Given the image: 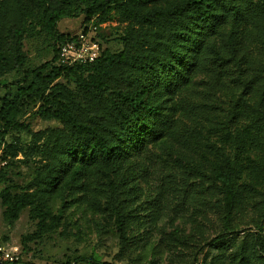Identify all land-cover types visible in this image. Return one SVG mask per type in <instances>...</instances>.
<instances>
[{"label": "rangeland", "instance_id": "1", "mask_svg": "<svg viewBox=\"0 0 264 264\" xmlns=\"http://www.w3.org/2000/svg\"><path fill=\"white\" fill-rule=\"evenodd\" d=\"M235 4L243 20L237 24L233 10H222L227 17L206 37L201 63L189 71L187 84L161 104V114L171 123L169 134L132 144L117 173L96 162L75 175L73 166L47 189V202L40 198L38 178L54 165L57 150H64L57 131L66 124L61 116L41 111H59L62 103L76 116L78 108L88 107L73 76L51 78L45 71L25 77L27 69L54 56L49 30L29 24L22 43L26 62L18 69L0 70V110L8 103L5 119L0 114V243L17 248L19 264H71L78 257L111 264L209 263L216 252L210 240L223 229L222 214L214 206L216 201L222 205V198H211L209 207H201L184 200L185 191L196 193L191 185L199 182L219 187L215 173L229 166L236 182L254 187L264 203V106L258 96L263 79H257L264 65V6L263 0ZM57 28L68 36L93 38L100 53L124 49L123 38L130 31L152 29L127 20L113 7L89 20L84 14L63 18ZM231 36L240 39V50ZM82 78L91 81L89 74ZM148 118L142 117L139 126ZM5 120L29 127H8ZM139 126L132 128L133 134ZM117 185L135 194L127 240L107 207ZM251 203L245 202L233 221L234 236L254 231L264 236V210ZM15 204L23 205L11 217Z\"/></svg>", "mask_w": 264, "mask_h": 264}, {"label": "trees", "instance_id": "2", "mask_svg": "<svg viewBox=\"0 0 264 264\" xmlns=\"http://www.w3.org/2000/svg\"><path fill=\"white\" fill-rule=\"evenodd\" d=\"M235 3L236 0H0V70L7 72L24 65L27 58L22 43L29 24H35L51 33L54 56L36 68L27 69L25 77H40L45 71L51 78L61 74L73 76L79 81L88 107L87 110L78 108L76 116L62 103H59L62 106L59 111H41L47 116H61L66 126L57 131L62 136L60 142L64 150H57L54 165L38 178L43 187L40 198L47 202L49 188L73 166L75 175L82 174L96 162H102L117 173L132 144L169 134L171 123L161 114V104L167 95L187 84L189 71L201 63L207 49L206 37L227 17V12L222 10H233L237 24L243 20L244 14ZM112 7L127 20L152 29L130 31L123 38L124 49L118 52L102 50L92 62L59 64L60 46L76 36L60 32L57 23L63 18L83 14L89 20L97 12ZM245 7L251 11L249 5ZM233 37L230 41L237 49L241 42ZM83 74H89L91 81H85ZM258 74L257 79H263L258 88L259 102L264 106V65ZM106 91L110 92L106 94ZM7 107L6 102L0 110L3 119L8 113ZM142 117L149 118L139 126ZM5 121L8 127L24 130L29 127L23 122ZM137 124L141 130L133 134L132 128ZM131 138L135 139L125 144ZM234 177V170L227 166L215 173L219 187L199 182L191 185L196 193L185 191L184 200L199 203L201 207H209L211 198H222V205L216 201L214 206L222 214L223 229L210 240L216 252L210 262L204 264H264L261 232H246L242 238L233 235V221L245 202L252 200L251 204L257 210H264V203L254 187L238 184ZM111 192L107 207L117 230L127 240L133 221L135 194L131 188L121 185L113 186ZM22 205L12 207L11 217L18 214ZM77 263L111 264L93 257H78L71 264Z\"/></svg>", "mask_w": 264, "mask_h": 264}, {"label": "built area", "instance_id": "3", "mask_svg": "<svg viewBox=\"0 0 264 264\" xmlns=\"http://www.w3.org/2000/svg\"><path fill=\"white\" fill-rule=\"evenodd\" d=\"M100 56L99 45L93 38L81 34L60 46L59 64L74 65L96 60ZM17 248L6 247L0 243V264H19Z\"/></svg>", "mask_w": 264, "mask_h": 264}]
</instances>
